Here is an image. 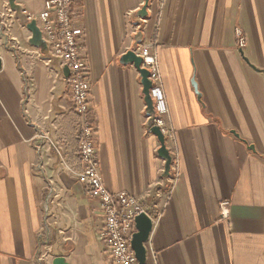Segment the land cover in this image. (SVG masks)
Instances as JSON below:
<instances>
[{"label":"crops","instance_id":"0c3cea01","mask_svg":"<svg viewBox=\"0 0 264 264\" xmlns=\"http://www.w3.org/2000/svg\"><path fill=\"white\" fill-rule=\"evenodd\" d=\"M45 1L17 3L37 15ZM144 4L74 3L103 182L153 217L147 264H264V0H151L143 20ZM31 38L0 0V264H112L104 212L75 175L78 121L64 69ZM137 39L158 59L175 146L169 176L140 73L121 62Z\"/></svg>","mask_w":264,"mask_h":264},{"label":"built area","instance_id":"2783aa9c","mask_svg":"<svg viewBox=\"0 0 264 264\" xmlns=\"http://www.w3.org/2000/svg\"><path fill=\"white\" fill-rule=\"evenodd\" d=\"M75 0H46L43 10L33 15L26 10L27 23L36 21L42 37L50 50L49 63L58 61L62 69H69L67 82L74 112L78 121V159L80 171L75 175L84 186L90 198L99 201L105 216V225L100 235L112 264H138L131 242L137 232L135 219L148 211L134 197L125 191L112 193L105 186L98 168L94 127L90 119L91 84L88 63L83 55V28L77 24L74 13ZM238 49L244 50L247 39L242 28H236ZM153 43L144 42L133 49L142 59V68L150 72L153 83L151 95L155 104L154 126L165 136L166 144L174 149V139L168 129L166 118L169 109L165 101L158 69L157 56L152 52ZM151 129V128H150ZM151 131V130H150ZM65 170H71L68 165ZM230 201L220 203L222 220L230 218Z\"/></svg>","mask_w":264,"mask_h":264},{"label":"water","instance_id":"95a60500","mask_svg":"<svg viewBox=\"0 0 264 264\" xmlns=\"http://www.w3.org/2000/svg\"><path fill=\"white\" fill-rule=\"evenodd\" d=\"M11 10L15 13L16 18L23 23L27 29L32 33V38L30 43L38 48L47 49V44L43 40L42 32L37 25L36 21H32L31 23H27V15L24 13L25 8L17 3V0H7ZM151 0H145V4L142 9L138 12V16L143 20L148 18L149 15V5ZM142 37L140 33L138 35ZM138 38V37H137ZM141 40L137 39L135 47H137L141 42ZM241 55L244 56V52L240 51ZM247 62H249L246 59ZM122 64L124 65H133L141 76V83L143 86V93L145 96V102L147 104V113L150 117V128L151 132L158 138L160 142V149L158 151L159 156L166 161L165 172L166 176L170 175L171 166L173 163V159L171 157L170 151L166 144L165 136L162 134L159 127L154 126L155 120V104L151 95V89L153 87V83L150 81V72L147 69L142 68V59L138 57L133 50L127 52L121 59ZM2 69V60L0 58V71ZM64 74L66 78L69 77V69H64ZM193 86L197 90V83L193 81ZM236 138L240 139V135L236 131L231 132ZM250 150H255L254 146L249 147ZM136 230L137 232L134 234L133 240L131 242L132 249L134 250L136 257L138 259V264H147L148 263V250L146 244L150 240L151 233L154 227V219L147 213H143L136 217L135 219ZM52 264H69L66 262L64 257H56Z\"/></svg>","mask_w":264,"mask_h":264}]
</instances>
